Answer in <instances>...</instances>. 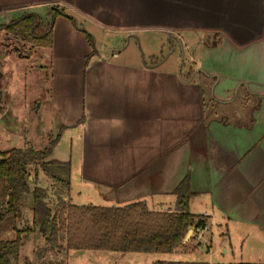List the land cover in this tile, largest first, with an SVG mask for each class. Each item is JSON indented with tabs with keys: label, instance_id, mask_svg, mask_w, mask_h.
<instances>
[{
	"label": "crops",
	"instance_id": "0c3cea01",
	"mask_svg": "<svg viewBox=\"0 0 264 264\" xmlns=\"http://www.w3.org/2000/svg\"><path fill=\"white\" fill-rule=\"evenodd\" d=\"M53 10L65 16L54 18L52 47L38 50L49 59L44 66L51 74L76 75L73 84L82 91L90 89L93 72L103 74L101 64L106 68L107 39L113 49L124 36L136 37L150 26L162 29L168 42L176 41L182 51L190 36H199L201 59L220 61L198 65L199 70L194 67L183 79L175 71L160 72V63L134 69L115 62L118 75L126 71L128 79H146L148 99L140 103L139 84L127 83L117 94L107 90L108 99L120 107L115 115L105 109L86 118L115 126L108 141L87 140L80 156L82 179L100 189L99 199L111 206L144 200L153 211H173L170 198L156 207L149 202L172 195L189 172V208L197 206L207 216V226L211 218L243 234L264 231V69L249 67L264 60V0H0V16L5 18L16 12L17 18L32 13L47 20ZM85 33L99 48L89 44ZM87 56L98 59L95 66L86 63ZM51 86L52 100L69 88L54 81ZM242 96L255 100L244 114L237 111ZM54 107L62 103L55 101ZM220 110L228 111L230 119L218 116ZM78 114L65 117L59 112L60 129L74 127Z\"/></svg>",
	"mask_w": 264,
	"mask_h": 264
},
{
	"label": "rangeland",
	"instance_id": "374dc122",
	"mask_svg": "<svg viewBox=\"0 0 264 264\" xmlns=\"http://www.w3.org/2000/svg\"><path fill=\"white\" fill-rule=\"evenodd\" d=\"M17 16L16 12L6 16L7 18L0 16V23L16 19ZM150 27L138 31L136 37L124 36L123 41L118 42L116 48L113 49H109L111 42L109 43L107 39L104 44L106 46L105 53L109 57L106 59V68L101 64L99 67L103 74H99V69L93 72L90 89L84 91L74 86L76 75L64 76V74H56L53 71L51 74L44 66L49 59L42 56V51L0 31V152L11 148L43 149L50 139L60 133L51 158L70 162L71 174L68 190L52 183L39 168L29 167L30 189L44 188L45 201L53 211H56L63 201L77 205H112V203L99 199L103 198L98 193L99 188H95L89 181L82 179L83 170L80 168L82 162L80 156L87 140L99 143L103 137L107 138L108 135L115 133V126L104 123L105 127H103L100 122H96L97 118L92 119L91 122L88 119L92 112L93 114L105 113V109L110 111V115H115L120 107L118 102L114 101L113 103L111 99H108L107 90L117 94L127 83L139 84L140 90L136 99L140 103L148 99V91L146 85L143 84L147 82L146 79L140 78V75L128 79L126 71H119L120 75H118L116 73L118 69L114 67L115 62L123 63V65L129 64L134 69L143 67L144 63L145 65L160 63L156 69L168 73L175 71L177 77L181 79H183L182 76L185 77L186 72H188L187 74L192 73L193 68L198 65L207 67L211 64L219 65L220 61L218 63L216 60L201 59L204 53L199 36H190L188 40L185 39L188 44L187 48L182 51L175 40L172 44L168 42L169 35L162 29ZM88 28L89 26H87ZM92 42L94 48H99L101 45L99 42L94 44V40ZM151 55H154L156 59H151ZM97 61L95 56H91L87 60L92 66H95ZM242 62L244 60L239 59V64L247 69L251 67L257 70L264 69V60L261 59L254 60L252 66H249L250 68ZM199 66L196 68L197 70H199ZM105 69L113 71L108 73ZM197 79L199 81V78ZM53 81L57 84L62 83L69 88L62 91V95H55L52 100L50 95ZM161 83L164 84V82ZM165 85L169 84L165 83ZM243 93L240 92L239 95ZM190 97L194 98V93H190ZM251 99L253 103L255 100L252 97ZM55 101L62 103V107L57 108L60 110L58 111L61 112V116L71 117L73 113H79V122L75 121L77 124L74 127L60 129L59 112L54 107ZM239 102L238 113L249 112L252 103L247 101V97L243 98L242 96ZM209 110H211V106H209ZM220 111L225 115L219 112L218 116L230 119L227 115L230 114L228 111ZM85 119L88 122L87 125H83ZM85 126L89 127L86 131ZM112 136L114 134L110 137ZM100 160L99 157L97 162ZM165 198L175 201L173 194L156 196L152 198V202H149V206L156 207ZM189 211L200 214L197 212L199 208L195 205L190 206ZM21 212L22 215L18 221L4 222L0 228V240L14 239L17 232H20L21 247L18 256L11 259L12 264H158V262L175 261L176 259L183 262L208 264H264V231L243 234L236 227L218 225L211 218L206 230L202 233L200 231L196 235L192 232L189 238L183 241V245L173 253H120L102 250H67L61 235L52 248L32 224L30 195L24 196Z\"/></svg>",
	"mask_w": 264,
	"mask_h": 264
},
{
	"label": "trees",
	"instance_id": "16d2710c",
	"mask_svg": "<svg viewBox=\"0 0 264 264\" xmlns=\"http://www.w3.org/2000/svg\"><path fill=\"white\" fill-rule=\"evenodd\" d=\"M58 15L65 16V13L53 10L47 20L32 13L22 14L8 23L0 24V31L35 49L50 48L53 45L52 26ZM66 17L75 23L72 17ZM85 35L92 46V37L87 33ZM92 53H95L94 49ZM59 137L60 133L50 139L43 149L11 148L0 152V228L4 222H16L21 218V204L25 195L31 197L33 226L52 248L61 235L67 250L170 254L183 245L188 230L191 229L196 235L206 228L207 216L189 211V201L193 195L189 172L172 191L175 197L173 211H153L144 200L123 206L77 205L63 201L53 211L45 201L44 188L30 189L29 167L39 168L52 183L69 188L70 162L51 158ZM19 233L14 239L0 240V264H12L11 259L18 256L22 239ZM158 264L208 263L177 260Z\"/></svg>",
	"mask_w": 264,
	"mask_h": 264
},
{
	"label": "water",
	"instance_id": "95a60500",
	"mask_svg": "<svg viewBox=\"0 0 264 264\" xmlns=\"http://www.w3.org/2000/svg\"><path fill=\"white\" fill-rule=\"evenodd\" d=\"M191 233H192V230L191 229L188 230V232H187V234H186V236L184 238V241H186L189 238V236L191 235Z\"/></svg>",
	"mask_w": 264,
	"mask_h": 264
},
{
	"label": "flooded vegetation",
	"instance_id": "af4514ba",
	"mask_svg": "<svg viewBox=\"0 0 264 264\" xmlns=\"http://www.w3.org/2000/svg\"><path fill=\"white\" fill-rule=\"evenodd\" d=\"M195 71V70H194ZM240 101H242V100H240Z\"/></svg>",
	"mask_w": 264,
	"mask_h": 264
}]
</instances>
